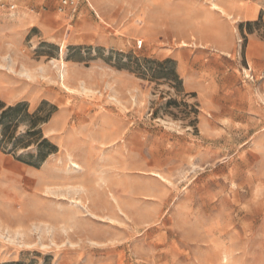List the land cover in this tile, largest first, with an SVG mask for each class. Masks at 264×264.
<instances>
[{"label":"rangeland","instance_id":"rangeland-1","mask_svg":"<svg viewBox=\"0 0 264 264\" xmlns=\"http://www.w3.org/2000/svg\"><path fill=\"white\" fill-rule=\"evenodd\" d=\"M0 100V264H264V0H0Z\"/></svg>","mask_w":264,"mask_h":264},{"label":"trees","instance_id":"trees-1","mask_svg":"<svg viewBox=\"0 0 264 264\" xmlns=\"http://www.w3.org/2000/svg\"><path fill=\"white\" fill-rule=\"evenodd\" d=\"M168 62L170 60L165 59L160 64ZM44 120L39 117L38 112L30 113L24 102L6 105L0 100V149L16 151L34 146L38 161L45 160L56 148L47 138L42 137L39 126ZM22 122L25 124V130L18 136L16 131Z\"/></svg>","mask_w":264,"mask_h":264},{"label":"built area","instance_id":"built-area-1","mask_svg":"<svg viewBox=\"0 0 264 264\" xmlns=\"http://www.w3.org/2000/svg\"><path fill=\"white\" fill-rule=\"evenodd\" d=\"M76 1L77 0H60V9L61 8H63V7H65V6H74L75 5V3H76ZM75 7H73V9H74ZM141 45H142V41L141 40H139L138 42H137V48H140L141 47Z\"/></svg>","mask_w":264,"mask_h":264}]
</instances>
